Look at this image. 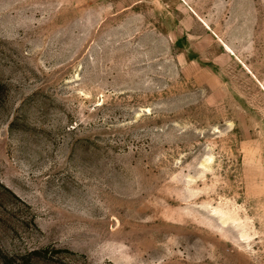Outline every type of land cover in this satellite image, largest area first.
<instances>
[{"label": "rangeland", "instance_id": "1", "mask_svg": "<svg viewBox=\"0 0 264 264\" xmlns=\"http://www.w3.org/2000/svg\"><path fill=\"white\" fill-rule=\"evenodd\" d=\"M264 264V0H0V264Z\"/></svg>", "mask_w": 264, "mask_h": 264}, {"label": "trees", "instance_id": "2", "mask_svg": "<svg viewBox=\"0 0 264 264\" xmlns=\"http://www.w3.org/2000/svg\"><path fill=\"white\" fill-rule=\"evenodd\" d=\"M46 249H37L32 252H30L25 258L24 262L22 264H29L30 261L43 258L45 256Z\"/></svg>", "mask_w": 264, "mask_h": 264}]
</instances>
